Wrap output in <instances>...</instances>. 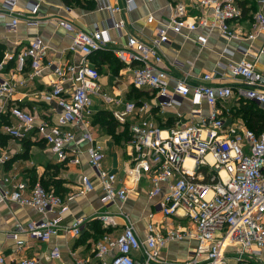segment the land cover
Segmentation results:
<instances>
[{"label": "built area", "instance_id": "1", "mask_svg": "<svg viewBox=\"0 0 264 264\" xmlns=\"http://www.w3.org/2000/svg\"><path fill=\"white\" fill-rule=\"evenodd\" d=\"M7 1L0 7V20L10 16L6 29L16 32L21 22L20 16L15 15L17 0ZM40 1L32 0L27 23L53 22L66 29L71 34L69 50L79 53L80 58L65 65L48 60L49 46L41 37L31 40L19 53L6 55L0 61V129L13 139H42L60 162L80 164L81 155L86 154L95 179L83 175L80 193H90L100 186L104 203H125L130 188L125 184L118 186L117 174L102 168L106 155L92 128V95L101 92V73L90 63V56L105 49L113 41L110 30L123 31L126 21L113 20L110 27L96 26L87 31L67 19L38 16ZM259 1L264 5V0ZM135 6V0H127V10ZM101 8L112 14L123 10L110 4ZM170 9L168 20L159 24L154 37L130 35L128 42L114 51L117 59L131 67L136 88L156 91L154 102H126L119 98L116 106L123 105V109L112 111L119 123H126L129 115L136 119L127 141L131 165L128 174L136 183L144 176L151 179L153 186L148 197L158 198L157 208L164 219L155 221L154 213H149L142 236L122 207L116 213H100L97 218L106 229L122 227L116 236L108 231L96 242L95 255L101 264H230L231 259L234 264H252L264 248V130L256 133L241 121L227 124L224 115L231 114L229 103L236 97L257 107L264 106V75L255 66V60L264 55V47L256 54L243 51L239 61L229 64L230 77L241 79L240 85L217 82L220 76L214 71L202 74L194 83L189 72L175 77L160 66L164 59L160 48L169 42L170 33L218 28L227 39L238 38L230 23L241 16V8L237 0H188L170 2ZM189 9L195 13L189 14ZM154 19L149 14L147 22ZM254 21L256 31L264 32V10L255 13ZM255 36L256 32L249 38ZM207 40L202 33L197 36L203 46ZM12 59L16 60L19 72L30 69V79L43 77L46 69L56 76L50 88L41 94L44 101L55 102L60 108L56 120L40 118L14 102L18 84L23 85L25 80L2 76ZM189 95L194 105L203 101L209 105L207 115L200 108L193 110L199 121L163 128L148 117L154 105L163 112L177 109L180 98ZM175 113L182 117L178 110ZM70 145L75 149L71 151ZM10 158L9 151L0 144V165ZM187 159L194 161L192 166L186 165ZM2 182L10 183L11 188L0 186V205L15 202L42 215L26 223L16 221L9 235L18 250L27 238L47 241L61 233L81 235L84 218L62 223L70 209L69 201L76 194L63 197L39 180L30 184L15 181L11 175ZM182 241L189 243L186 257L169 260L163 256L170 244ZM50 257L60 259V248L54 247ZM4 260L0 254V264ZM18 264H39V260L21 257ZM75 264H90V260L76 258Z\"/></svg>", "mask_w": 264, "mask_h": 264}, {"label": "crops", "instance_id": "2", "mask_svg": "<svg viewBox=\"0 0 264 264\" xmlns=\"http://www.w3.org/2000/svg\"><path fill=\"white\" fill-rule=\"evenodd\" d=\"M178 1L188 2V0H153L151 2L135 0V8L127 10V0H80V2L73 1L72 3H66L64 0L40 1L38 16L67 19L87 31L95 29L96 26L110 27L113 20L124 19L126 21V28L123 31L110 30L113 41L108 42L105 49L90 56V63L101 73V92L92 95L91 109L93 111V132L106 155L102 168L116 173L117 185L128 186L130 194L125 203L118 201L104 203L102 201L103 190L100 186L90 193L81 194L82 176L89 175L95 179V172L86 154L81 155L80 164L60 162L42 139H13L0 129V144L11 154L10 160L0 165V186L11 188L10 183L2 182L6 176L11 175L14 176L15 181H26L30 184L39 180L46 186L54 188L63 197L74 193L76 196L69 201L70 209L62 223L69 224L77 218L85 219L79 237L61 233L47 241L27 238L23 248L18 250L15 241L9 235L16 221L26 223L30 220H38L42 215L32 207L15 202L0 205V254L5 257L2 264H18L21 257L37 258L39 264H75L76 258L89 259L90 264H101L95 255L96 242L103 237L106 229L97 218L100 213L104 211L116 213L122 207L131 215L142 236L145 234L149 213H154L155 221L164 219L163 214L157 208L158 198L148 197V192L153 186L151 179L144 176L140 182L136 183L128 174L131 165L127 135L131 132V125L136 119L133 115H129L126 123H117L116 127H107L106 120L103 121L104 123L99 122L97 115L101 112L112 114L116 108L123 109V105L116 106V100L119 98L126 102L133 100L154 102L156 91L150 88H136L132 84L131 67H127L117 59L114 51L122 48L128 42L130 35H138L144 39L154 37L159 24L167 21L170 16V2ZM237 1L241 8V16L232 20L230 24L240 37L229 40L218 28L184 30L179 34L171 32L169 42L162 44L160 48L164 58L160 66L169 70L175 77L189 72L192 83L196 82L202 74L214 71L220 76L217 82L229 81L237 85L242 84L241 79L230 77L229 64L239 61L243 57V51L249 50L250 53L256 54L264 47V32L256 31L254 21L255 13L258 10H264V5L259 0ZM31 2L32 0H17L15 15L20 16L21 22L16 32H9L6 29V24L11 20L10 16L0 20V61L8 54L19 53L37 37L43 38L49 46L48 60L61 65L79 60L80 54L69 50L71 34L66 29L53 22L40 25L27 23ZM6 3H8L7 0H0V7ZM104 4L119 5L123 10L112 14L101 8ZM244 9H246L245 13ZM194 13L195 11L189 9V14ZM149 14L155 17L151 23L147 22ZM255 32L256 36L253 39L249 38V35ZM200 33L208 38L205 46L197 41ZM255 66L257 71L264 75V55L255 60ZM29 71L30 69L27 68L24 72H19L16 69L15 59L6 64L2 73L4 78L25 80L23 85L18 84L14 102L36 113L40 118L56 120L60 108L55 102L48 103L41 97V94L50 88V83L56 80V76L46 69L43 77L30 79ZM180 99L181 105L177 109L171 108L163 112L154 105L148 117L157 125L169 128L177 124L199 121V118L192 113L196 108L202 109L203 115H207L209 105L206 101L200 105H194L191 95ZM229 106L232 108L231 114L224 115L227 124L241 121L252 129L247 119L251 118L253 109L259 110L262 114L261 117H255L254 128L256 131L264 129V106L257 107L237 97L231 99ZM176 110L182 113V117L176 115ZM69 149L72 151L75 146L70 145ZM186 165L192 166L193 162L187 159ZM55 183L58 185L54 186ZM119 221L124 222L122 218ZM121 227L109 229V231L116 236L121 231ZM56 246L62 252L60 259L50 257L51 250ZM188 249L187 241L174 242L163 250V256L169 260L184 258L188 254ZM230 264H234L233 259L230 260ZM252 264H264V248L258 260Z\"/></svg>", "mask_w": 264, "mask_h": 264}, {"label": "trees", "instance_id": "3", "mask_svg": "<svg viewBox=\"0 0 264 264\" xmlns=\"http://www.w3.org/2000/svg\"><path fill=\"white\" fill-rule=\"evenodd\" d=\"M66 3H72L73 1H76V2H80V0H64ZM245 11H246V9H244V13H245ZM99 52V51H98ZM100 115H102V116H100ZM261 117L262 116V114H261V112L259 111V110H253L252 109V111H251V118L250 119H247V123L252 127V129H254V131H256V129L254 128V126H255V124H254V122H255V117ZM103 117H105V118H103ZM97 119L99 120V122H103L104 120H106L105 121V123L107 124V127H111V126H117V123H119L117 120H115V118L113 117V115L111 114V113H104V112H101V113H99L98 115H97ZM116 121V122H115ZM104 123V122H103ZM0 127H1V123H0ZM248 127V126H247ZM250 128V127H249ZM264 130V129H263ZM263 130H258V131H256V133H261ZM127 138L129 139L130 138V133H128V135H127ZM35 183V182H34ZM42 183V182H41ZM43 184V183H42ZM47 189H52V190H54L57 194H58V192L54 189V188H50L49 186H46L45 184H43ZM58 184L57 183H55L54 184V186H57ZM109 230L108 229H105V232H104V234L105 233H107ZM103 234V235H104Z\"/></svg>", "mask_w": 264, "mask_h": 264}, {"label": "rangeland", "instance_id": "4", "mask_svg": "<svg viewBox=\"0 0 264 264\" xmlns=\"http://www.w3.org/2000/svg\"><path fill=\"white\" fill-rule=\"evenodd\" d=\"M95 100V99H94ZM96 101V100H95ZM97 102V101H96ZM230 255H232V256H234V254H230Z\"/></svg>", "mask_w": 264, "mask_h": 264}, {"label": "bare ground", "instance_id": "5", "mask_svg": "<svg viewBox=\"0 0 264 264\" xmlns=\"http://www.w3.org/2000/svg\"><path fill=\"white\" fill-rule=\"evenodd\" d=\"M189 160H191L192 162H194L192 159H189Z\"/></svg>", "mask_w": 264, "mask_h": 264}]
</instances>
